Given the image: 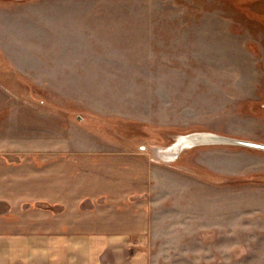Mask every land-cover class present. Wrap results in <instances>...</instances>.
Wrapping results in <instances>:
<instances>
[{
	"label": "rangeland",
	"instance_id": "obj_1",
	"mask_svg": "<svg viewBox=\"0 0 264 264\" xmlns=\"http://www.w3.org/2000/svg\"><path fill=\"white\" fill-rule=\"evenodd\" d=\"M6 128L163 167L190 250L264 264V0H0Z\"/></svg>",
	"mask_w": 264,
	"mask_h": 264
},
{
	"label": "crops",
	"instance_id": "obj_2",
	"mask_svg": "<svg viewBox=\"0 0 264 264\" xmlns=\"http://www.w3.org/2000/svg\"><path fill=\"white\" fill-rule=\"evenodd\" d=\"M62 134L0 130V264L228 262L210 239L190 250L194 229L171 226L185 214L154 212L169 202L154 179L163 167L136 154L73 149L72 133Z\"/></svg>",
	"mask_w": 264,
	"mask_h": 264
},
{
	"label": "bare ground",
	"instance_id": "obj_3",
	"mask_svg": "<svg viewBox=\"0 0 264 264\" xmlns=\"http://www.w3.org/2000/svg\"><path fill=\"white\" fill-rule=\"evenodd\" d=\"M179 143V142H178ZM247 145V144H246ZM247 146H250V145H247ZM250 147H254V146H250ZM254 148H258V147H254ZM261 149H263L264 150V148H261ZM165 158V157H164ZM175 158V157H174Z\"/></svg>",
	"mask_w": 264,
	"mask_h": 264
}]
</instances>
